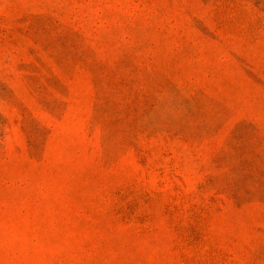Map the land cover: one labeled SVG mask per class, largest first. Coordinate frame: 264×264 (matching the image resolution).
<instances>
[{"label":"rangeland","instance_id":"rangeland-1","mask_svg":"<svg viewBox=\"0 0 264 264\" xmlns=\"http://www.w3.org/2000/svg\"><path fill=\"white\" fill-rule=\"evenodd\" d=\"M0 264H264V0H0Z\"/></svg>","mask_w":264,"mask_h":264}]
</instances>
